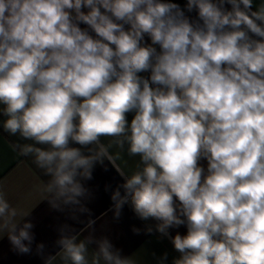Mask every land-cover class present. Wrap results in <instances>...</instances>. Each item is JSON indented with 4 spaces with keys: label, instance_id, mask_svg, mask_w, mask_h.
Here are the masks:
<instances>
[{
    "label": "clouds",
    "instance_id": "obj_1",
    "mask_svg": "<svg viewBox=\"0 0 264 264\" xmlns=\"http://www.w3.org/2000/svg\"><path fill=\"white\" fill-rule=\"evenodd\" d=\"M252 5L187 0L190 20L165 0H0L3 128L33 141L13 147L50 177L54 209L80 204L81 181L112 159L101 137H112L143 165L117 169V218L130 201L163 235L186 224L173 264H264V3ZM17 215L0 191V232L29 253L33 225L18 227ZM67 231L57 241L66 264H89L93 242L91 264H133L107 238Z\"/></svg>",
    "mask_w": 264,
    "mask_h": 264
},
{
    "label": "crops",
    "instance_id": "obj_2",
    "mask_svg": "<svg viewBox=\"0 0 264 264\" xmlns=\"http://www.w3.org/2000/svg\"><path fill=\"white\" fill-rule=\"evenodd\" d=\"M165 2L178 4L190 20H198L196 9L191 12L187 10V0H165ZM262 3L264 0H253L251 10L256 11ZM225 8L231 10V5L226 3ZM82 11L87 12L88 9L82 8ZM79 26L82 29L88 27L83 23ZM89 34L95 37L91 29ZM139 75L145 77V73ZM2 108L3 105H0V110ZM133 116L134 113L127 114L129 123ZM6 119L7 117L0 114V191L4 193L10 206L17 209L18 227H22L25 222L32 223L33 228L30 231L34 240L29 253H20L10 243L8 232L6 230L0 232V264H46L50 257H53L51 264H66L57 244L61 229L65 226L68 229L66 234L75 235L77 242L89 236L94 241L107 238L114 249L119 250L120 254L129 258L133 264H173V261L180 257L181 254L174 248L172 238L176 234L186 235V224L171 227L168 229V235H163L156 230L159 221L154 218L140 219L135 214L130 201L123 206L119 217L115 216L111 196L117 189L123 195L124 190L121 185L125 182L117 169L123 171L126 176H131L143 167L139 156L128 154L126 144L120 148L113 142L114 138L101 137L103 144L111 145L109 147L111 161L104 159L103 163H96L92 178L81 181L88 190V194L80 198L79 205H67L62 206L61 209H54L49 204L48 194L43 192L50 177L35 165L33 156H21L13 147L17 143L31 144L33 141L24 140L18 134L13 136L6 132L3 128ZM70 146L81 147L75 143H70ZM82 151L85 155L89 154L87 148H82ZM200 165L206 169L207 161L202 159ZM89 221L94 223L89 226ZM149 228L151 232L148 231ZM41 243L44 249L43 252H38L37 245ZM96 250V243L88 245L89 264ZM165 254L167 258L163 259Z\"/></svg>",
    "mask_w": 264,
    "mask_h": 264
},
{
    "label": "built area",
    "instance_id": "obj_3",
    "mask_svg": "<svg viewBox=\"0 0 264 264\" xmlns=\"http://www.w3.org/2000/svg\"><path fill=\"white\" fill-rule=\"evenodd\" d=\"M125 27L127 28L128 26H125ZM144 43H146V44H150V43H151L150 38L147 37V36H145ZM156 47H157V49L159 50L158 46H156ZM149 76H150V72H145V77L147 78V77H149Z\"/></svg>",
    "mask_w": 264,
    "mask_h": 264
}]
</instances>
